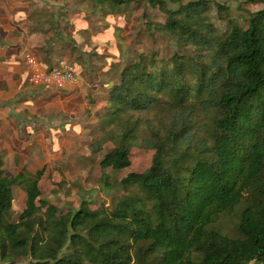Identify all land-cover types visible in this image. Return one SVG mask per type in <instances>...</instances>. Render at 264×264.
<instances>
[{
    "label": "trees",
    "instance_id": "obj_1",
    "mask_svg": "<svg viewBox=\"0 0 264 264\" xmlns=\"http://www.w3.org/2000/svg\"><path fill=\"white\" fill-rule=\"evenodd\" d=\"M131 1L159 7L167 20L154 28L194 48L140 55L109 94L115 128L93 144H115L102 168L130 167L134 147L153 150L152 163L118 182L129 194L112 209L84 199L61 213L42 197L43 170L8 176L0 157V264H264V7L219 34L209 0H98ZM15 185L26 206L9 222ZM234 214L231 236L216 223Z\"/></svg>",
    "mask_w": 264,
    "mask_h": 264
},
{
    "label": "rangeland",
    "instance_id": "obj_2",
    "mask_svg": "<svg viewBox=\"0 0 264 264\" xmlns=\"http://www.w3.org/2000/svg\"><path fill=\"white\" fill-rule=\"evenodd\" d=\"M209 1V16L219 34L228 32L236 23L246 28L250 12L264 7V2L251 0ZM217 4L224 5V9H219ZM18 6L25 8L18 29L28 31L21 43L28 47L22 63L30 80L22 90L28 92L31 89L32 100L43 109L31 114L25 109L27 95L23 98L21 93L12 96L19 83L8 81L7 88L11 89L9 95L13 99L5 101L14 107L8 117L10 122L2 127L0 134L4 172L14 176L22 168L32 173L43 170L39 180L42 197L59 207L61 213L78 208L84 199L90 201L94 210L112 209L120 198L129 194L117 186L118 182L130 172L148 169L154 151L134 147L130 167L102 168V159L115 144L109 141L97 151L93 144L115 128L109 122L113 110L108 104L111 90L120 82L123 69L140 55L168 60L175 54L193 55L194 48L155 29L158 23L166 22L167 15L145 1L117 4L112 9L109 5L101 6L98 0H0L3 16L0 23L17 36L21 33L11 27L14 21L3 9L12 15ZM178 7V3H169V8ZM36 55L41 59L38 60ZM31 58L36 59L39 68L32 66ZM62 60L74 68L72 83L45 82L41 74ZM73 84L78 86L77 90ZM43 85L49 87L46 94L38 89ZM68 87L74 90L70 91ZM68 122L70 126L66 124ZM13 190V207L7 216L9 222H17L26 206L24 188L15 185ZM237 224L235 214L223 215L216 226L224 233L236 236ZM12 264L35 262L31 256H25L15 259Z\"/></svg>",
    "mask_w": 264,
    "mask_h": 264
},
{
    "label": "crops",
    "instance_id": "obj_3",
    "mask_svg": "<svg viewBox=\"0 0 264 264\" xmlns=\"http://www.w3.org/2000/svg\"><path fill=\"white\" fill-rule=\"evenodd\" d=\"M20 7L21 6L16 7V10L14 13H12V15H10V13L5 8H4L5 10L3 9V12L6 14V16L11 18L12 21H14L11 24V27L13 29L16 28L18 33H21L19 36L15 35V33L9 30H6V28L2 26V23H0V134L2 127L6 126L8 122H10V119H8V117L10 118V115L13 112V107H14L10 102H6L5 100L8 101L10 99H13V97H15L17 93L18 94L21 93L19 94L21 98H23L26 95L28 96V98L26 97V99H24V102H27L26 103L27 105H25V109H28L31 114H36L38 113V109H43L42 107H38L35 101L32 100L31 98L32 93L30 92L31 89L28 92L27 90H22L25 88L24 86H26L30 78L29 76H27V68L22 63L23 56L26 53L28 47H24V45H22L21 43V40L22 37H24V35L28 33V31L26 29L25 30L18 29L19 26H17V24L20 23L21 21L20 18L24 17L25 15L23 11V9L25 8L23 7L20 8ZM2 18L3 16L2 14H0V21L2 20ZM36 56L38 60L41 59L40 57H38V55ZM9 80H13L19 83V86L15 89V92L13 91L14 94L12 93L13 97L9 95L11 89L7 88L8 87L7 84ZM73 85H75L74 87H76L74 89L77 90L78 86L76 84ZM48 88L49 87L47 85L38 86V89H40L45 94ZM68 89L72 91L73 88L68 87ZM66 124L70 126L69 122Z\"/></svg>",
    "mask_w": 264,
    "mask_h": 264
},
{
    "label": "built area",
    "instance_id": "obj_4",
    "mask_svg": "<svg viewBox=\"0 0 264 264\" xmlns=\"http://www.w3.org/2000/svg\"><path fill=\"white\" fill-rule=\"evenodd\" d=\"M32 66L34 68H39V64L36 59H30ZM45 82H54L59 85H65L67 83H72L75 79L74 68L66 60L60 61L57 65L52 67L49 71L41 74Z\"/></svg>",
    "mask_w": 264,
    "mask_h": 264
}]
</instances>
